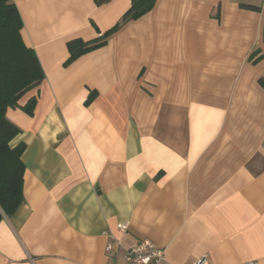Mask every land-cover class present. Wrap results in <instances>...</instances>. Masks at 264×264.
Returning a JSON list of instances; mask_svg holds the SVG:
<instances>
[{
  "label": "crops",
  "instance_id": "1",
  "mask_svg": "<svg viewBox=\"0 0 264 264\" xmlns=\"http://www.w3.org/2000/svg\"><path fill=\"white\" fill-rule=\"evenodd\" d=\"M13 1L46 77L6 113L24 199L0 221V264H125L106 233L149 239L168 264H264V57L248 61L264 0H157L69 65L68 42L132 0Z\"/></svg>",
  "mask_w": 264,
  "mask_h": 264
},
{
  "label": "trees",
  "instance_id": "2",
  "mask_svg": "<svg viewBox=\"0 0 264 264\" xmlns=\"http://www.w3.org/2000/svg\"><path fill=\"white\" fill-rule=\"evenodd\" d=\"M103 5L110 0H95ZM157 0H132L131 7L122 18L100 37L93 40L73 39L68 42L69 57L64 65H69L80 56L108 44L112 35L127 21L136 20L152 10ZM242 8L262 11L263 7L241 3ZM216 16H219V12ZM23 20L13 0H0V221L12 216L24 199L25 164L22 155L25 144L11 146V141L20 129L11 122L7 110L20 106L24 94L39 86L46 77L35 50L28 46L22 34ZM260 49L252 51L248 61L258 63L264 54ZM264 87V79H259ZM37 97L33 96L21 108L34 114Z\"/></svg>",
  "mask_w": 264,
  "mask_h": 264
},
{
  "label": "built area",
  "instance_id": "3",
  "mask_svg": "<svg viewBox=\"0 0 264 264\" xmlns=\"http://www.w3.org/2000/svg\"><path fill=\"white\" fill-rule=\"evenodd\" d=\"M129 228L128 223H119L118 229L125 233ZM111 240L107 244V250L116 249L125 260V264H168L166 249L158 246L149 239H144L136 245L125 247L122 245L120 238L115 235L106 233ZM196 264H211L209 258L204 256ZM245 264H258L257 261H247Z\"/></svg>",
  "mask_w": 264,
  "mask_h": 264
}]
</instances>
